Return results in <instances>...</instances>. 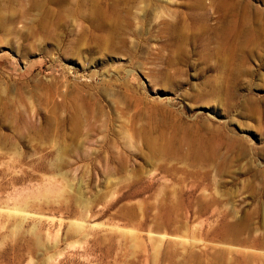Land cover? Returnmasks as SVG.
I'll list each match as a JSON object with an SVG mask.
<instances>
[{
    "label": "rangeland",
    "instance_id": "rangeland-1",
    "mask_svg": "<svg viewBox=\"0 0 264 264\" xmlns=\"http://www.w3.org/2000/svg\"><path fill=\"white\" fill-rule=\"evenodd\" d=\"M0 264H264V0H0Z\"/></svg>",
    "mask_w": 264,
    "mask_h": 264
}]
</instances>
